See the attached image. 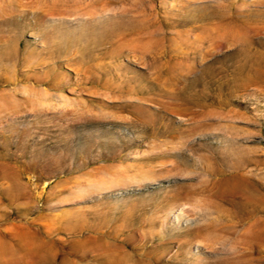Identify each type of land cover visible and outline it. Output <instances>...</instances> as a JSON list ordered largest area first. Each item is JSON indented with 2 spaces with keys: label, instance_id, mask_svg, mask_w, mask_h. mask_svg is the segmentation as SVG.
<instances>
[{
  "label": "rangeland",
  "instance_id": "obj_1",
  "mask_svg": "<svg viewBox=\"0 0 264 264\" xmlns=\"http://www.w3.org/2000/svg\"><path fill=\"white\" fill-rule=\"evenodd\" d=\"M0 264H264V0H0Z\"/></svg>",
  "mask_w": 264,
  "mask_h": 264
},
{
  "label": "bare ground",
  "instance_id": "obj_2",
  "mask_svg": "<svg viewBox=\"0 0 264 264\" xmlns=\"http://www.w3.org/2000/svg\"><path fill=\"white\" fill-rule=\"evenodd\" d=\"M7 1V0H6ZM65 1V0H64ZM67 1V0H66ZM80 1V0H79ZM101 1V0H100ZM126 1V0H125ZM77 2V1H76ZM75 2V3H76ZM94 2V1H93ZM104 1H102V3H103ZM118 2H119V0H118ZM121 2H122V0H121ZM36 3V2H35ZM70 3V2H69ZM87 3V2H86ZM90 3V2H89ZM106 4H107V2H105ZM67 4V3H66ZM71 4H72V2H71ZM78 4H79V2H78ZM106 4H105V6H106ZM123 4V3H122ZM36 5V4H35ZM59 5H61V4H59ZM70 5V4H69ZM133 5V4H132ZM54 6V5H53ZM89 6V5H88ZM103 6H104V4H103ZM60 7V6H59ZM72 7V6H71ZM73 7H74V4H73ZM76 7V6H75ZM78 7V6H77ZM82 7H84V6H82ZM37 8V7H36ZM68 8V7H67ZM79 8V7H78ZM90 8V7H89ZM128 8V6L126 7V9ZM61 9V8H60ZM69 9H70V6H69ZM95 9V8H94ZM93 9V10H94ZM103 9V8H102ZM108 9V8H107ZM107 9H105V10H107ZM118 9V8H117ZM129 9V8H128ZM66 10V9H65ZM72 10V9H71ZM74 10H75V8H74ZM91 10H92V8H91ZM97 10V9H96ZM95 10V11H96ZM124 10V9H123ZM67 11H68V9H67ZM119 11V10H118ZM117 11V12H118ZM128 11V10H127ZM133 11V10H132ZM132 11H130V12H132ZM83 12V11H82ZM85 12H87V11H84V13ZM101 12V11H100ZM105 12V11H104ZM120 12V11H119ZM129 12V11H128ZM68 13V12H67ZM93 13H94V11H93ZM106 13V12H105ZM115 13V12H114ZM133 13V12H132ZM80 14H83V13H80ZM86 14V13H85ZM88 14V13H87ZM97 13H95L94 15H96ZM134 14V13H133ZM137 14V13H136ZM89 15V14H88ZM92 15V14H91ZM90 15V16H91ZM108 15V14H107ZM124 15V14H123ZM129 15H130V13H129ZM139 15V14H138ZM84 17H85V15H84ZM128 17V16H127ZM140 17H143V16H140ZM123 18V17H122ZM131 18H132V14H131ZM137 20V19H136ZM141 20V19H140ZM151 22V21H150ZM149 23V22H148ZM139 24L137 23V26H138ZM229 25H231V23L229 24ZM136 26V25H135ZM135 26H134V28H135ZM148 26H149V24H148ZM141 27V26H140ZM142 27H144V26H142ZM146 27V26H145ZM132 26H130V25H128V24H126V23H122V24H119V25H117V27L115 28V33H117V32H126V31H132L133 29H134ZM230 28V27H229ZM232 28V27H231ZM137 29H139V27L137 28ZM143 29V28H142ZM138 32V31H137ZM138 34V33H137ZM130 35V34H129ZM128 35V36H129ZM135 35V34H134ZM140 35V34H139ZM133 36V35H132ZM122 37V36H121ZM124 37V36H123ZM127 37V36H126ZM137 37H138V35H137ZM120 39H122V38H120ZM131 39V38H130ZM121 41V40H120ZM123 42H126V41H124V39L122 40ZM130 42V41H129ZM131 43H133V42H131ZM134 50V49H133Z\"/></svg>",
  "mask_w": 264,
  "mask_h": 264
}]
</instances>
